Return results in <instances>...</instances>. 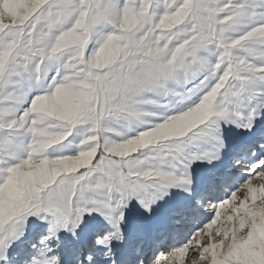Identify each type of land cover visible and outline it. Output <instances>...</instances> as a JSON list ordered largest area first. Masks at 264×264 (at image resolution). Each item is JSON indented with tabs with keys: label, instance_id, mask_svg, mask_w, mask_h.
Listing matches in <instances>:
<instances>
[{
	"label": "snow or ice",
	"instance_id": "1",
	"mask_svg": "<svg viewBox=\"0 0 264 264\" xmlns=\"http://www.w3.org/2000/svg\"><path fill=\"white\" fill-rule=\"evenodd\" d=\"M88 2L104 21L113 15L122 17L127 12L138 15L147 12L150 22L145 23L138 36L149 33L151 47L127 49L120 53L114 66L105 70H118L122 77L129 72L132 75L131 86L118 93L115 100L98 95L94 110L87 118L77 117L71 123L47 129L59 132L62 138L43 149V155L49 161L67 159L71 166L42 181H29L27 189L11 204L5 197L0 204V264H13L12 257L16 255L13 245L24 236L29 217H36L44 226L37 242L31 243L30 258L23 264H128L127 257L117 258L114 242H125L122 226L126 223L130 202L135 200L150 214L158 201L170 195V189L191 195L194 185L191 167L196 161L211 163L220 158L221 149L225 147L223 125L231 124L249 133H255L259 125V135L250 146L258 145V151L264 153V0H257L253 5L245 0H163L160 14L151 12L152 0ZM74 3L78 0H46L40 8L30 11L33 0H0V53L7 52L9 44L19 42L13 54L4 58V69L0 71V104L27 98L25 92L13 87L14 84L38 90L18 115L0 122V129H25L30 134L26 156L18 163L0 168V184L5 183L12 172L27 171V164L37 159L34 146L39 133L45 130L42 121L53 119L34 111L33 101L41 95H51L56 85L69 75L85 64L94 63L92 54L97 47L92 53H87L85 48L81 64L67 57L57 60L47 54L34 56L26 49L21 52L30 32L35 36L45 12L54 13L62 7L71 9ZM181 9L180 22L166 32L164 39L157 41L161 18ZM249 16L255 17V22L234 34L235 26ZM208 37H211L210 43ZM110 39L103 35L98 46L106 45ZM209 46L215 51L214 61L203 55ZM53 64L55 74L45 82ZM190 81H194L191 87L182 92L172 86L174 83L187 85ZM150 92L179 98L180 107L170 106L171 114L163 115L159 122L149 124L135 135L119 133L109 126L111 121L120 119L129 124H143L144 117L155 115L144 110L145 105L156 103L146 98L145 93ZM201 107L206 108V115L202 117L197 114ZM162 111L168 113L170 108ZM7 112L8 108L0 107V116ZM189 113L193 115L182 120L173 135L123 153V146L137 140L142 133L164 124L169 118ZM76 126H83L80 139L74 151L65 153L68 145L63 142ZM111 133L119 139L111 138ZM4 147L5 144H0V148ZM248 172L247 179L228 198L209 205L213 215L207 222L183 243L166 253H157L148 264H194V261L214 264L211 251L217 245L220 247L216 251L222 253L217 259H224L232 243V233L227 231L230 220L241 210L242 204H260L259 200L252 199V193L264 190V183L255 186L252 181L253 178L264 181V155L249 166ZM238 193L243 194V199ZM193 210L189 206L175 208L171 213L173 223L188 218ZM92 220H98L100 227L89 242L85 238V227ZM168 230L157 229V237ZM247 231L245 228L244 236ZM128 242H135L137 247L143 243L131 238ZM139 264L144 261L140 260Z\"/></svg>",
	"mask_w": 264,
	"mask_h": 264
},
{
	"label": "clouds",
	"instance_id": "2",
	"mask_svg": "<svg viewBox=\"0 0 264 264\" xmlns=\"http://www.w3.org/2000/svg\"><path fill=\"white\" fill-rule=\"evenodd\" d=\"M46 0H33L30 11L40 8ZM183 10L175 14L163 16L158 27L161 33L157 41L164 39L166 32L171 30L180 22ZM150 22L149 14H136L127 12L122 17L115 15L106 21L95 10L88 0H78L71 9L67 7L57 8L53 13L45 12L40 21L39 29L35 36L29 35L26 45L21 46V52L27 50L32 55L54 56L57 60L67 57L76 64L83 62V52L93 36L97 25L104 24L109 27L106 33L111 37L106 45H99L92 54L95 59L91 66L87 64L79 71L69 75L61 83L57 84L51 95H41L33 101L34 111L42 114L45 119L42 127L45 129L39 133L38 143L34 146L36 160L27 164V171L12 172L5 183L0 184V204L7 197L9 204L18 195L27 189L28 182L33 183L43 180L49 175H55L59 171H67L70 162L67 159L49 161L43 155L42 150L61 139L59 132L49 131V128H58L61 124L71 123L77 117L87 118L94 110L98 95L108 96L115 100L121 93L132 84V75L122 77L118 70L105 71L114 66L120 53L132 48L149 49L152 41L149 33L143 36L138 33L143 29L145 23ZM209 43L211 37H208ZM19 42L8 45L5 53H0V71L4 69V58L11 56ZM20 54V53H16ZM89 67L93 70H87ZM201 117L206 115V108L201 107L197 113ZM192 113L182 117L169 118L164 124L144 132L137 140L123 146V153L136 151L139 147H145L150 143L173 135L176 127L182 120L189 118ZM252 199L259 200L260 204H242L241 210L230 220L227 231L232 233L230 250L224 259H217L222 253L216 251L217 245L211 251L214 264H264V190L253 191ZM247 228V235H243ZM199 264V261H194Z\"/></svg>",
	"mask_w": 264,
	"mask_h": 264
},
{
	"label": "rangeland",
	"instance_id": "3",
	"mask_svg": "<svg viewBox=\"0 0 264 264\" xmlns=\"http://www.w3.org/2000/svg\"><path fill=\"white\" fill-rule=\"evenodd\" d=\"M248 5H253L257 0H245ZM163 11V0H152L151 12L153 14H160ZM256 18L249 16L240 25L235 26L234 34H238L240 31L246 30L251 23L255 22ZM109 31V27L105 25L97 26L93 36L90 38L89 44L86 46V52L92 53L95 47H98V40ZM203 55L210 61L215 59V51L209 46V48L203 52ZM56 65L50 66L46 73L45 82L50 81L52 76L55 74ZM200 78L199 73L197 79ZM194 81H190L187 85L173 84L172 86L177 92H182L185 88L191 87ZM14 88L19 89L21 92L26 93V99L11 103V104H0V107L8 108V112L0 116V122H6L13 119L19 114L24 108L28 106V102L31 97L37 94V89H27L21 85H13ZM146 98L155 100V104H149L144 106V110L152 112L155 115L144 117V123L134 122L129 124L123 119L111 121L109 126L115 128L119 133H126L127 135H135L138 131L153 124L159 122V119L165 114H171V107H180L178 103L179 98L163 97L155 92L145 93ZM186 106V103H185ZM169 107L170 111L165 113L162 111L163 108ZM83 129V126H76L73 129L72 134L63 143L68 145L64 148L65 153L74 151L75 144L80 139L79 132ZM223 136L225 140V147L221 149V156L217 160H213L211 163L208 161H196L191 167L192 176L194 179L192 194H186L180 189H170V195L163 201H158L153 206L152 212L145 213V211L139 206V204L132 200L129 207L126 210V223L122 226L125 233V242L119 243L114 242L116 250H119L125 257H127L128 263L130 262V253L134 251L135 258L131 259V264H139L140 260L144 261V264L155 257L157 253L168 252L172 247L183 243L188 239L192 233H194L203 223L207 222L213 215L211 207L208 211H204L202 217L197 215V210L200 208V204H196V200H201L210 197L215 199L213 203L219 201V199L228 198L232 191L239 187L248 177L249 172L247 167L241 166L238 169L235 181L227 188L222 189V177L229 171L231 167H234L235 162L250 161V165L256 161L260 155H264L258 151V145L255 148L251 147L254 138H257L260 131V126L257 125V131L255 133H249L242 129H237L234 125L228 124L223 125ZM111 138L119 139L115 133L110 134ZM68 141H72V144H68ZM30 143V134L25 129H0V144H5L6 147L0 148V168L7 167L9 165L19 162L20 158L26 156V149ZM57 147V146H53ZM244 149L246 151L244 152ZM256 152L253 155V152ZM52 149H49L51 154ZM241 160V161H240ZM253 184L258 186L264 181L258 178H253ZM209 189V190H208ZM220 191L219 196L217 192ZM241 199L243 194L238 193ZM208 204V202H207ZM179 206H189L194 210L188 218L181 219L178 223H173L174 217L171 215L172 211ZM230 212V208L228 209ZM199 218L197 224L186 233L184 239L177 240L176 231L179 230L180 225L185 223L190 216ZM196 215V216H195ZM30 223L24 226V236L13 245V251L16 255L12 257L13 264H23L24 260L29 257L31 251V243L37 242L38 233L42 230L44 222L37 220L36 217L28 218ZM100 227L98 220L89 221L85 227V238L90 242L92 234ZM169 228L166 232L169 233V239H166V234L157 237L156 231L159 228ZM215 227V226H214ZM185 234V232H183ZM131 238L133 241L142 240L143 243L137 247L135 242L129 244L128 240ZM182 240V241H181ZM170 241V244H169ZM136 247L133 249V247ZM149 251H151L149 255ZM145 254L143 258L141 256ZM198 258V257H197Z\"/></svg>",
	"mask_w": 264,
	"mask_h": 264
},
{
	"label": "bare ground",
	"instance_id": "4",
	"mask_svg": "<svg viewBox=\"0 0 264 264\" xmlns=\"http://www.w3.org/2000/svg\"><path fill=\"white\" fill-rule=\"evenodd\" d=\"M245 151H246V149H244V152ZM235 164L236 165L234 167H231L229 169V171H227V173L222 177L223 182L221 184L222 185L221 187L225 191L235 181L236 176H237L238 169L241 166L249 168L250 161L239 162V160H238V161L235 162ZM219 193H220V191L217 192V196H219ZM215 199L213 198V199H211V201H209L210 200V197L205 198V199H201L200 200L201 204H200V208L197 210V215H199V217H202L203 212L204 211H208V209L210 208L209 205L212 204ZM207 202H208V204H207ZM198 219L199 218H195L192 215V216H190V218L185 223H182L180 225L179 230L176 231L177 240H180V239L183 240L184 239V236L186 235V233L188 231H190L191 228L194 227L197 224ZM183 232H185V234H183ZM166 237H167L166 239H169V233L166 234ZM169 244H170V241H169ZM134 248H136V247L134 246L133 249ZM150 253H151V251H149V255H150ZM116 255H117V258H119L121 256H124L119 250H116ZM129 256H130V260H129L130 262L128 264H131V259L136 257L134 251H132ZM144 256H145V254H143L141 256V258H143ZM16 257H17V254H16L15 258Z\"/></svg>",
	"mask_w": 264,
	"mask_h": 264
}]
</instances>
